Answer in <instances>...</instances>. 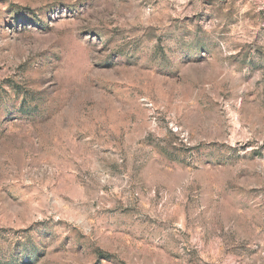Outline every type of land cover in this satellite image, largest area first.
<instances>
[{
	"label": "rangeland",
	"instance_id": "rangeland-1",
	"mask_svg": "<svg viewBox=\"0 0 264 264\" xmlns=\"http://www.w3.org/2000/svg\"><path fill=\"white\" fill-rule=\"evenodd\" d=\"M0 264H264V0H0Z\"/></svg>",
	"mask_w": 264,
	"mask_h": 264
}]
</instances>
